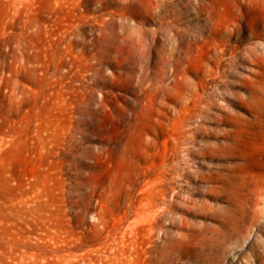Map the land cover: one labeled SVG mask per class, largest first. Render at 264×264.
I'll list each match as a JSON object with an SVG mask.
<instances>
[{
  "label": "rangeland",
  "instance_id": "374dc122",
  "mask_svg": "<svg viewBox=\"0 0 264 264\" xmlns=\"http://www.w3.org/2000/svg\"><path fill=\"white\" fill-rule=\"evenodd\" d=\"M97 1L89 0V11L99 15L125 7V0H102L97 9ZM140 1L124 27L136 39H153L138 53L141 62H153L159 47L175 45L174 27L182 29L186 47L190 35L204 32L202 21L214 4L224 0ZM226 3L230 26L238 24L243 39L239 59L205 89L203 112L191 121L197 134L175 157L178 184L161 202L165 213L150 241L142 226L134 229L130 222L129 203L143 184L147 161L141 156L153 137L147 128L166 121L178 104L165 99L131 120L114 109L100 121L82 114L72 132L81 138L71 140L70 113L56 107L52 72L59 56H71L56 33L73 18L72 0H0V264H264V107L263 121L249 110L256 103L251 89L264 83V26L237 20L244 7L237 0ZM199 4H206L201 15ZM169 17L175 18L173 29L161 23ZM84 29L89 36L99 32L89 24ZM251 31L260 36L250 38ZM211 37V43L220 42L221 36ZM199 40L197 50L207 45ZM101 65L110 71L109 63ZM186 77L198 79L192 72ZM64 79L68 97L71 81ZM259 94L263 102L264 90ZM125 95L132 93L109 88L114 104L128 105ZM100 96L97 90L92 100L98 103ZM232 216L236 221L227 224Z\"/></svg>",
  "mask_w": 264,
  "mask_h": 264
},
{
  "label": "bare ground",
  "instance_id": "6f19581e",
  "mask_svg": "<svg viewBox=\"0 0 264 264\" xmlns=\"http://www.w3.org/2000/svg\"><path fill=\"white\" fill-rule=\"evenodd\" d=\"M99 1L100 4L97 6V9L103 6V1ZM146 1L147 0L144 2L147 3ZM237 1L242 4L246 12V14L243 15L236 14L237 20L250 18L256 24L262 23V26H264V0ZM88 2L89 0H72L71 7L74 12L73 18L64 24L63 27L59 29V32L56 33L57 35L59 34L60 40L66 43L65 46L71 54L68 58L57 56L59 62L54 64L55 69L53 68V72L51 70L52 76L56 80V83L53 81V83L56 84L53 89L56 93V107L62 114L65 111L70 113L69 138L71 140L79 139L80 136L74 137L75 135H73L72 132L74 129L78 128V124L84 119L82 114H87L88 117H90L89 119L87 118L88 121H100L105 115L111 114L112 109H114L118 110L120 119L124 118V120H131L136 119L138 116L142 117L145 113L151 111V109H155L156 106L161 105L165 99L172 100L178 104V107L169 109L170 116H165L166 121L158 122L152 128H147V130L152 133L153 137L147 143L148 151L143 152L141 156L142 160L147 161L141 175L143 184L139 188L140 195L131 199L129 203L130 211L128 212L131 216L130 222L137 224H134V229L137 226H142L144 228L143 230H145V235L148 236L151 241L152 236L160 227L162 216L165 213V209L162 207L163 203L161 204V202H165L164 199L166 194L170 189L175 188V183L179 180L180 168L175 161V157L181 148H186L184 144L188 140H193L195 138L194 136L197 134V127L191 125V121L203 112L201 107L203 106V101L206 99L204 93L205 89L209 81L217 79L224 73H228L229 70L227 72V69L230 67L229 65L237 62L239 59L237 52L241 47L243 39L239 35V25L233 24V26H230L232 23H230L228 19L229 16H226V0L219 1L214 4L211 10V17H204L206 21H202L205 28L204 32L201 31L202 33L199 35L203 40L201 43L204 42V46L207 44L205 48L200 46L198 50L196 49L200 37H197L196 34L190 35L186 42V47L183 48L184 39L181 37L183 31L178 27H174L175 36H177L175 45L173 47H166L163 45L158 48L156 52L157 58L153 62L152 59L141 62L142 60L138 56V53L142 50L151 48L153 39L147 38L144 34L136 39L133 36V31L127 30L124 27L125 20L131 18L129 14H134L136 12L133 11V8H136V0H125L123 11H120V9L119 11L117 10L116 13L112 12L113 14L107 13L104 15H99L95 11L90 12L89 9H91V6ZM96 2L98 1L96 0ZM165 2L168 3L166 0ZM235 2L236 1H234V4ZM139 3L141 4L142 2L140 1ZM167 3L164 5H167ZM158 4H161V1ZM203 5L199 4L196 6L200 15L203 13L200 9ZM209 6L210 5H208V8ZM144 7L145 6H143V8ZM152 7L154 9L156 8L154 6ZM78 9L79 11L75 12V10L77 11ZM116 15L121 17L120 21L117 20ZM139 15L144 17L140 13ZM156 15L158 16V14ZM163 15L159 17H163ZM247 20L245 19V21ZM172 22H175L174 17L161 20L163 25H168L170 28L173 27ZM141 23L143 22L141 21ZM87 24H89L91 28H98L99 32L89 36L84 29ZM200 26L202 27V24H200ZM55 31L54 28V32ZM215 35L221 36L219 43H211L209 40L211 36L213 37ZM256 36L259 37L260 32L251 31L249 33L250 38ZM228 37H236V41L234 43H228L226 42ZM62 44L64 46V43ZM226 54H228L227 57H225ZM52 55L54 56V54ZM53 56L52 58L55 59V56ZM201 58H204V60L208 59L211 64L209 63L207 67L200 62L202 61L200 60ZM55 62L56 61L53 63ZM103 62L109 63L110 71H105L104 66L101 65ZM261 63H263V61H261ZM176 64L179 65L178 68ZM115 68L118 69L115 70ZM51 72H49V74ZM189 72L195 73L198 76L195 83L188 81L186 73ZM65 77H68L71 81L69 82L71 83V96L69 95V98L67 94H65L66 91L69 90V84H66L67 79L65 81ZM262 77L264 78L263 75ZM58 83L60 87H57ZM110 87L132 93L130 96H124V100L128 102V105L114 104L109 98ZM259 87L258 89L250 90L253 96H255L254 99L256 98V103H249V110L253 111L254 117L260 119L259 121H263L261 119L263 114L260 110V104L264 107V101L261 102L262 100L260 98L262 96H260L259 93L263 92L264 83L263 86ZM97 90L101 92V96L98 103H95L92 97ZM109 103L111 105H109ZM224 122L228 123V118L227 120L224 119ZM139 177L140 176L135 177L131 186L132 191L137 189ZM230 177L231 176H228V179ZM220 214L221 213H219V215ZM124 217H126V215L123 216V219ZM231 219L232 220H228L227 224L236 221L235 216H232ZM131 229H133V226Z\"/></svg>",
  "mask_w": 264,
  "mask_h": 264
}]
</instances>
